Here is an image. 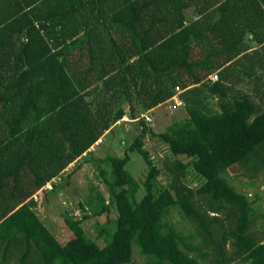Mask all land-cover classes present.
Here are the masks:
<instances>
[{"label": "trees", "instance_id": "obj_1", "mask_svg": "<svg viewBox=\"0 0 264 264\" xmlns=\"http://www.w3.org/2000/svg\"><path fill=\"white\" fill-rule=\"evenodd\" d=\"M174 96L186 115L154 133L144 113ZM125 114L139 128L123 154L92 158L109 201L91 184L81 204L113 227L100 245L64 212L62 244L40 199ZM230 169L250 184L264 171V0H0V264H130L134 246L145 264H264L259 194ZM173 209L194 231L166 222Z\"/></svg>", "mask_w": 264, "mask_h": 264}, {"label": "rangeland", "instance_id": "obj_2", "mask_svg": "<svg viewBox=\"0 0 264 264\" xmlns=\"http://www.w3.org/2000/svg\"><path fill=\"white\" fill-rule=\"evenodd\" d=\"M209 106L214 109L217 108L215 98L209 99ZM185 115L183 104H180L177 99V101L169 100L167 103L153 109L151 116H149L150 119H144L148 126L153 129L154 133L157 134L162 132L173 119H181ZM136 125V122L131 120L128 116L121 118L113 125L114 127H112L107 134L105 133L106 135L102 138V141H97L96 144L98 145L91 147L87 154L84 153L63 170L61 179H54L60 186L57 190H51L46 193V195L43 194L44 196L40 199V206L37 209L38 215L48 224L51 231L59 235L62 244L65 243L69 234V230L63 220V213L68 212L74 219L81 221V225L89 238L95 240L100 245H104V237L99 235V231L101 227H105L107 230L112 229V221L106 222L107 214L105 213L101 216H95L87 207H85V210L81 207L85 197L90 193L88 187L91 184L98 188L103 194L106 202L109 201V194L105 183L98 175L92 158H100L107 154H123L126 144H124L122 140H129V135L131 139L134 138L139 128V126L136 127ZM144 145L150 151L153 161L158 165H162L163 160L169 154L167 147L159 141L157 136L150 134H147L144 138ZM183 160L186 162L187 158H183ZM146 168L147 166L141 155L137 152L130 153V161L127 164V169L132 175L142 179ZM226 177L238 190L246 192L249 196L251 195V197L257 192L259 194L258 203L261 204V209L259 210L264 212V171L259 173V176L256 178H253V184H250L249 179L246 176L238 174L236 170L230 169ZM159 178L163 180V183L167 182L165 174H161ZM187 178L190 186L199 184L198 180L194 179L192 172L188 173ZM139 196H142L141 192ZM84 215H88V217L86 218ZM108 216L113 220L116 216L115 211L112 210ZM165 220L182 230L183 233L194 231L192 223L182 217L181 213L176 209H173ZM261 223L264 225V219L259 221V224ZM262 236L264 238V235ZM188 241L194 245L200 246L203 251L209 253L208 249L202 245L200 237L197 236ZM181 247L183 246L181 245ZM188 253L197 255L198 251L192 250ZM208 259L209 254L201 256L200 264H210ZM146 262H148V259L141 255L137 247L134 246L133 261L130 264H145ZM10 264H14V260H12ZM232 264L249 263L236 261Z\"/></svg>", "mask_w": 264, "mask_h": 264}, {"label": "built area", "instance_id": "obj_3", "mask_svg": "<svg viewBox=\"0 0 264 264\" xmlns=\"http://www.w3.org/2000/svg\"><path fill=\"white\" fill-rule=\"evenodd\" d=\"M209 78H210L211 80H216V79H217V75H216L215 73H213V74H211V75L209 76ZM143 116H144V118L147 119V120L150 119L148 113L144 114ZM47 187L50 188L51 185L48 184ZM35 198H36V196H35Z\"/></svg>", "mask_w": 264, "mask_h": 264}, {"label": "crops", "instance_id": "obj_4", "mask_svg": "<svg viewBox=\"0 0 264 264\" xmlns=\"http://www.w3.org/2000/svg\"><path fill=\"white\" fill-rule=\"evenodd\" d=\"M191 10H192V8L188 9V12H190ZM190 13H191V12H190ZM173 98L176 99L175 101H177V99H178V98H176V96H174ZM179 102H180V101H179ZM180 103H181V102H180ZM164 104H165V103H164ZM161 105H163V104H160V105H157L156 107H153L152 110L155 109V108H157V107H159V106H161ZM124 116H127V115L125 114V115H123V117H124ZM123 117H122V118H123ZM117 122H118V121H117ZM115 124H116V123H115ZM115 124H114V125H115ZM112 127H114V126H112ZM107 132H108V131H106L105 133L107 134ZM106 134H105V135H106ZM98 140H99V141H102V139H98ZM98 143H99V142H98ZM94 145H95V144H94ZM94 145H93L92 147H94ZM96 145H98V144H96Z\"/></svg>", "mask_w": 264, "mask_h": 264}]
</instances>
